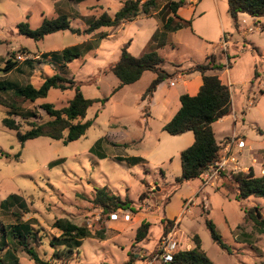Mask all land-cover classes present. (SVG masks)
I'll list each match as a JSON object with an SVG mask.
<instances>
[{
	"label": "rangeland",
	"instance_id": "obj_1",
	"mask_svg": "<svg viewBox=\"0 0 264 264\" xmlns=\"http://www.w3.org/2000/svg\"><path fill=\"white\" fill-rule=\"evenodd\" d=\"M124 1L0 0V40L4 41L0 45V69L6 59L14 61L16 54L23 53V50L30 56L29 61H16V67L8 74L0 71V83L38 88L47 77L65 75L66 79L74 81L84 98L106 99L87 110L85 120L92 121V125L85 136L68 144L39 137L27 140L21 146L16 132L1 124L6 110L0 106V237L3 227L7 226L8 230L9 225L15 224L12 213L19 214V223L28 221L34 229L43 230L36 237L45 234L43 241H36L34 246L40 258L48 261L52 254L49 241L57 235L51 225L58 219H68L86 227L91 234L82 241L70 264H124L128 253L135 257L133 264H163L154 259L159 252L164 224L149 218L151 225L146 238L135 243L134 237L135 222L139 218L137 213L153 216L164 212L176 216L169 220L173 224L168 232L174 230L177 238L189 246L197 236L201 250L213 264H264V233L257 232L251 222L244 221L242 210L257 207L264 216V199L236 201L230 178L236 173L232 172H227L226 179L220 178L221 183L216 180L199 188V181H194L175 188L174 179L181 173L180 153L192 142L187 146L184 139L187 137L169 135L163 131L164 122L150 115L153 95L145 99L141 97L153 79L152 73H145L139 82L124 86L113 95L111 93L119 81L112 73L104 74L119 60L125 45L132 56L149 51L154 44L152 36L160 31L158 25L161 27V19L168 13L167 5L178 0H157L154 10L146 14L141 10L130 21L113 28H100L90 35L63 31L47 35L42 41H33L18 34L19 23L35 29L43 20L62 15L67 17L71 28L83 31L103 14L112 18ZM145 1L141 0L140 4ZM195 4L194 18L190 27L183 28L180 45L173 41L161 51L162 69L171 71L172 59H177L182 67L202 64L207 51L220 45L224 37L232 38L228 53L234 56H229V69L240 59L243 61L232 71L233 76L237 78L243 74V68L256 65L257 76L254 77V68L250 67L253 72L249 83L254 87L258 83L261 89L264 88V57L252 50L248 43L249 49L239 52L235 42L243 39L227 11L226 0H198ZM254 33L248 34L246 39L264 44V35L260 37L262 32ZM72 47H77L79 58L61 68L58 60L62 51ZM47 55L50 58L44 60ZM13 90H4L0 94L19 108V115L14 119L21 133L28 129L27 122L45 123L49 120L40 105L51 104L55 109H62L74 96V90L51 89L46 98L32 103L17 99ZM241 90L243 87L233 80L231 94L235 105L241 100ZM30 112L35 113L34 119L25 121L21 118V114L26 116ZM251 116H242L245 122L237 124V130L246 140L251 139L248 129L256 134L248 124ZM253 116L264 131L262 115L255 111ZM216 131L219 144L224 138V130L217 128ZM187 134L193 141V134ZM256 135L261 140L259 134ZM235 159L240 161L237 154ZM54 162L57 164L51 166ZM252 165L255 175L264 176V150L256 152ZM237 166H241L240 162ZM96 188H107L110 194L128 200L129 209L118 210L109 219L93 203ZM194 194V198L184 202L185 197ZM168 196V210H162ZM125 214H130V220L124 219ZM206 219L215 225L225 249L212 240ZM119 223L128 227L121 230L117 227ZM97 233H103L104 240H99ZM12 242L10 248L18 263L33 264Z\"/></svg>",
	"mask_w": 264,
	"mask_h": 264
},
{
	"label": "trees",
	"instance_id": "obj_2",
	"mask_svg": "<svg viewBox=\"0 0 264 264\" xmlns=\"http://www.w3.org/2000/svg\"><path fill=\"white\" fill-rule=\"evenodd\" d=\"M141 0H126L123 2L119 11L111 18L107 14H103L99 19L94 20L85 30L73 29L66 16L62 15L52 20H43L41 25L35 29L29 28L25 23L17 25L18 34L33 41H42L47 35L57 32L69 31L71 34L90 35L100 28L117 27L120 23L130 21L139 15L142 10L144 14L156 8L157 0H147L140 4ZM228 13L237 27V15L245 13L252 18H264V0H226ZM186 5V0H178L167 5L168 14L172 17L162 18V31H157L153 37L151 49L145 52L142 56L136 58L128 51V45L121 49L120 58L114 64H111L105 73H112L118 79V85L113 89L112 95L124 86L132 85L138 82L145 72L155 74V78L151 81L147 89L142 94L141 99L151 96L157 86L164 80L175 77L177 73L168 74L161 69L163 60L160 58L154 48L161 47L164 41L161 38L166 32H174L184 27H190L191 21L180 19L176 12L179 8ZM264 28V25H262ZM163 33V34H161ZM164 38V37H163ZM161 41V42H160ZM4 44L0 40V45ZM154 47V48H153ZM26 53V50H23ZM61 59L58 64L64 68L66 63L79 58L80 52L77 47L68 48L62 51ZM45 56V55H44ZM16 67V60L6 59L3 69L0 71L8 74ZM229 68L227 65L215 64L211 58L208 63L198 64L181 73L188 75L198 73L202 76V86L195 96L182 95L179 98L180 108L171 120L164 125L163 131H166L171 136H180L184 133L191 132L194 141L191 146L184 149L180 153L181 173L180 176L174 179L175 188H179L184 184L193 181H203V174L220 161V146L216 143L212 125L227 117L231 112V96L229 88L221 83L217 75H211L210 72H216ZM257 71H255V77ZM14 89L13 93L17 99L22 101L35 102L47 97L51 89H57L61 92L74 90V96L68 101L66 107L55 109L51 104H42L40 109L44 111L48 117L45 123L27 122L28 129L21 133L20 126L15 121L19 108L12 102L6 100L0 94V106L6 111L1 120V124L7 129L13 130L17 134V138L21 146L27 140L46 137L54 141H61L63 144L78 141L85 136L86 132L92 125V121H86L87 110L97 102H105L99 99H86L81 94L79 88L75 86L72 79H66L57 74L52 77H47L42 84L35 88L31 85L24 87H15L13 83H0L1 91ZM21 118L25 121L35 118V113L22 115ZM57 164L54 162L51 166ZM229 173V172H228ZM228 173L222 172L221 179H226ZM233 183L234 199L236 201H244L249 198L264 199V176H257L252 169L249 172L236 173L230 175ZM169 202L167 198L166 204ZM93 203L101 208L102 213L109 216V219L118 210L129 209V201L122 200L120 197L110 194L107 188L94 189ZM165 204V205H166ZM4 204H2V207ZM244 221L252 223L253 228L264 233V216H262L257 207L243 208ZM15 224L3 227L0 237V264H19L17 258L13 255L10 248L11 241L16 243V246L21 249L33 264H70L72 256L78 252L82 241L89 238L90 231L84 226H78L68 219H58L54 221L51 228L57 232V235L49 241V247L52 250L49 260H42L36 252L35 242H42L45 234L37 235L43 232L42 229H34L31 222H20L21 215L13 214ZM163 235L168 233L169 226L173 222L162 219ZM207 229L209 230L212 240L221 248H224L223 243L216 231L215 225L208 219L205 220ZM150 224L142 222L135 232V243H141L147 236ZM103 233H97L99 240H104ZM193 248L189 251H178L173 257V261L168 264H213L201 250V242L197 236H194L191 241ZM127 261L124 264H133L135 259L133 254H127Z\"/></svg>",
	"mask_w": 264,
	"mask_h": 264
},
{
	"label": "crops",
	"instance_id": "obj_3",
	"mask_svg": "<svg viewBox=\"0 0 264 264\" xmlns=\"http://www.w3.org/2000/svg\"><path fill=\"white\" fill-rule=\"evenodd\" d=\"M196 1H198V0H187L186 5L184 7L179 8L176 12V15L180 19H183L186 21H188V20L191 21L194 18V13H195L194 5H197V4H195ZM217 11H218L217 13L219 14V16H221L219 9H217ZM227 11H228V9H227ZM169 17L173 18V15L168 14V15H165L164 18L167 19ZM161 21H162V19H161ZM162 25H163V23L161 24V27L158 25V29L159 28L162 29ZM262 25H264V18H259V19L252 18V17H249L245 13H239L237 15V27L235 25H234V27L237 28V32H238L239 36L242 37L243 40H242V42L236 41L235 44L237 45V47H239L240 53H244L245 49H249V47H247V44H246V43H248L252 50H255L256 52L259 53V55L261 57H264V44L259 43L255 39H251V41H248L246 39V36L248 34H255L254 32H262V34L260 35V37H262V35H264V28H262ZM249 28H251L253 31L249 32L248 31ZM161 29H159V30L162 31ZM182 31H183V29H180V30H177L174 32H166L164 34L161 33V34H163L161 41H164V44L161 47H157L158 51H156L161 59H162L161 51L164 49V47H166L170 44H173L172 43L173 41L176 42V45H180V41H181L180 35H181ZM225 39L228 43L226 50L222 49L221 44L213 46L211 48L212 51H209V52L207 51V53H205L204 62L202 64L208 63L209 58H211L215 64L227 65V63L229 62V56L230 55L234 56V55L233 54L229 55V53H228L229 49L232 46V43H231L232 38H229V39L225 38ZM143 54L144 53H141L140 55H135V56L133 55V56L138 58V57L142 56ZM49 58H50V56L47 55L44 60H48ZM262 59H264V58H262ZM172 60L174 61V63L170 62L172 69H171V71H168V72L166 71V72L168 74H173V73H177V74L175 75V77H173L171 79H167V82L165 84H163L161 82L157 86L156 90L152 94L153 98H152L151 104H150V115L153 118L161 119V121L164 122V125L167 124L171 120V118L176 114V112L180 108V101H179L180 96L188 95V96L192 97V96L197 95V93L199 92V89L203 83L202 76L198 73H192V74H188V75L181 73V71L187 70V69H189L195 65H198V64L193 63L192 65H190L188 67H182L178 63V61H176L177 59H172ZM242 62L243 61L240 59L237 63H235L232 66L233 68H231V69L226 68V69H224V71L220 70V71H216V72H210L209 74L217 75L219 80L221 81V83L229 88L230 96H231V112H230V114L227 117L215 122L212 125L215 140H216V136H217L216 135L217 134V131H216L217 128H218V130H224L223 131V134H224L223 140L219 144L216 141V143L221 148V150H220L221 158H224L226 156H232L235 158V154H237V156L240 158V161H237V163L239 164V162H240V165H241V166H239L240 172L245 174V172L247 170L255 169L254 166L252 165V163L254 161V156H255L256 152L259 150H264V131H262L260 129L257 119L254 118V116H253L254 112L258 111L260 113V115H262L261 116L262 119H264V88L261 89L260 88L261 85L258 83H257L256 87H254L253 83H249L251 81L252 72H253L251 68H254V77H255V71H257L256 65H254L253 67L249 65L248 68H243V74L242 75L240 74V76H238L237 78L233 76L232 71L237 67L238 64H240ZM254 62L255 61L253 60V64H254ZM163 63H164V60H163ZM58 65L60 67L62 66L60 64H58ZM161 69H162V67H161ZM145 73H148V72H145ZM152 75H153V79H154L155 74L152 73ZM62 77L66 78L65 75H63ZM233 80H234V82H236V84H240L241 87H243V90H241V92H240L241 100L239 101V103L237 105L234 104L233 97L231 94V90H232V86H233ZM171 83L173 85H171ZM248 83L250 85L247 86ZM259 93H260V95H262L261 98H259L260 97ZM252 99L254 100L253 101L254 103L250 104ZM251 108H252V110H251ZM250 114H252V116H251V118H249L248 124L251 127H253V129H255L256 134L257 133L259 134V136L261 137V140L257 139L258 136L254 133L253 130L249 131V129H248L249 136L251 137L250 140H246L244 135L242 133H239V130H237V124L245 122V120L242 118V116L250 115ZM226 123H227V125H225ZM242 127H244V126H242ZM248 128H250V127H248ZM187 133H191V132H187ZM187 133L180 135V137H187L184 139H186L187 146H189L191 144V142L193 143L194 138L192 141V139H190V138H188V136H186V135H188ZM235 136L244 141V146L242 148H239L235 143L229 144V140ZM218 182H220V180ZM189 183H192V182H189ZM199 183H200L199 188L206 186V185H204V180L202 182L199 181ZM184 185H186V184H184ZM196 194H194L193 196L189 195V196L185 197L183 199L184 202L186 200L194 198V196ZM167 207H168V203L162 208V210H166V209L168 210ZM159 213L155 214L153 216H151V214L146 215L143 213H140V214L137 213L139 218L135 222V225H137L136 228L142 222H147L151 225V223L148 220L149 218H154V220H156L157 222L160 223L162 219L172 220L176 217L175 215L170 214V213L168 215H166L164 212H163V215H160ZM177 216H179V214ZM117 227H119L121 230H123V228L126 229L128 226H126V224H124V223H119L117 225ZM159 229H161V226ZM161 233H162V230H160V234ZM190 244H191V247L193 248V244L192 243H190Z\"/></svg>",
	"mask_w": 264,
	"mask_h": 264
},
{
	"label": "built area",
	"instance_id": "obj_4",
	"mask_svg": "<svg viewBox=\"0 0 264 264\" xmlns=\"http://www.w3.org/2000/svg\"><path fill=\"white\" fill-rule=\"evenodd\" d=\"M249 32L253 31L251 28L248 29ZM227 41L224 38L221 46L223 50H226L227 48ZM29 55L26 53H17L15 56V60L17 62H25L29 61ZM38 58V57H36ZM171 85H173L171 83ZM254 100L252 99L250 104H253ZM236 144L239 148H242L244 146V141L239 139L238 137H232L229 140V144ZM237 171L240 172V168L237 166L236 159L232 156H226L224 158H221L220 161L216 162L213 166L209 167V169L203 174V180L204 184L211 183L213 184L216 180H220V176L222 172H232L237 173ZM249 172V170H248ZM247 172V173H248ZM264 174V173H262ZM115 214L111 216L114 217ZM130 214H125L124 219L130 220ZM159 252L156 254L155 259L163 264H168L173 261V257L176 252L178 251H189L191 249V246L187 244H183L178 238L175 233V231H170L167 234L160 237V244H159Z\"/></svg>",
	"mask_w": 264,
	"mask_h": 264
}]
</instances>
